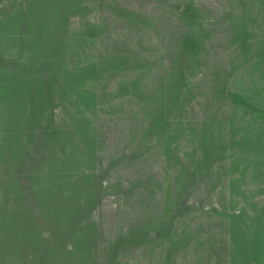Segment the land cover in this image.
<instances>
[{
    "label": "trees",
    "instance_id": "16d2710c",
    "mask_svg": "<svg viewBox=\"0 0 264 264\" xmlns=\"http://www.w3.org/2000/svg\"><path fill=\"white\" fill-rule=\"evenodd\" d=\"M87 1L17 0L4 9L7 0H0V264H122L123 254L137 247L150 249L158 264L182 256L181 264H264V199L247 217L227 205L200 207L203 219L193 223L187 196L195 181L218 175L228 151L234 161L247 156L255 166L252 176L264 182V0H250L237 21L244 57H256L258 74L242 72L244 87L227 83L218 89L227 112L219 108L206 118L208 129L198 130L191 157L178 158L176 189L168 188L164 209L159 201L138 225L112 238L103 236L94 212L115 159L103 164L98 153L91 118L98 94L87 86L125 68L129 56L115 52L73 61L81 44L103 28L89 23L68 29L69 17ZM255 8L263 17L261 33L250 37ZM203 9L191 0L180 8L185 30L176 41L178 57L170 59L157 87L144 92L143 71L117 87L118 95L127 92L144 103V130L156 134L166 156L177 135L171 125L180 123L176 117L186 103L187 68L204 47L202 31H195L205 22ZM223 76L235 77L230 69ZM58 106L68 108V122L56 121ZM235 118L247 124L234 129Z\"/></svg>",
    "mask_w": 264,
    "mask_h": 264
},
{
    "label": "rangeland",
    "instance_id": "374dc122",
    "mask_svg": "<svg viewBox=\"0 0 264 264\" xmlns=\"http://www.w3.org/2000/svg\"><path fill=\"white\" fill-rule=\"evenodd\" d=\"M13 1L17 0L3 2L4 9L15 4ZM187 1L88 0L81 12L69 17L68 29L72 32L86 28L89 23L103 26L94 33L92 40L81 44L77 53L73 54V61L115 52L129 56L125 68L105 73L101 80L91 81L87 86L98 94L91 114L97 128L98 153L103 164L115 159L110 163L111 170L104 180L101 204L94 212L105 238L116 237L138 225L140 220L145 219V213L155 210L159 201L160 209H164L162 201H165L168 188L171 192L176 189L174 177L181 166L178 158L186 161L187 157H191L189 154L196 146L198 130L208 129L204 123L206 118L217 113L219 108L225 114L227 112L228 104L219 98L218 89L227 83L232 88L244 87L238 78L242 72H251L253 76L258 74L259 67L256 71L253 66L256 57L251 54L247 59L244 57L240 27L237 26L239 16L248 12L252 2L191 0L204 8L202 29L195 26V31H202L204 47L199 57L190 64L187 62L189 85L185 107L176 117L180 123L171 125L177 129V135L170 144L173 150L169 157L163 153L161 145L157 144L156 134H147L144 130V103L130 93L125 94L127 92L118 95L117 87L124 79L141 71L144 92L159 85V78L166 73L170 59L177 55L176 41L185 30L184 21L179 19V10ZM259 11L255 8L250 14L252 19L247 26L250 37L261 33L263 17ZM71 54L72 51L68 50V59ZM227 69L234 72L235 77H231V81L224 79L223 72ZM55 119L58 123L68 122V108L56 107ZM247 121L246 118H235L232 126L235 129L241 122L247 124ZM243 157L231 160L228 151L220 163L218 175L195 181L187 195L192 206L191 222L203 219L200 207L210 210L227 205L229 210L243 211L246 217L260 209L264 199L263 178L252 176L254 163H248L247 156ZM245 165L246 168H243ZM230 198H233L231 202ZM152 246L151 243L147 248ZM150 251L137 247L123 254L122 264H158ZM182 259L183 256L172 264H181Z\"/></svg>",
    "mask_w": 264,
    "mask_h": 264
}]
</instances>
